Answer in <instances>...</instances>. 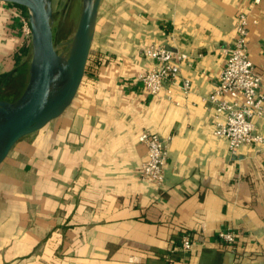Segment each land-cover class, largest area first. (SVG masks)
<instances>
[{
	"label": "crops",
	"instance_id": "obj_1",
	"mask_svg": "<svg viewBox=\"0 0 264 264\" xmlns=\"http://www.w3.org/2000/svg\"><path fill=\"white\" fill-rule=\"evenodd\" d=\"M102 0L86 73L73 103L0 164V264H264V142L214 133V91L238 17L251 11L249 54L263 81L264 0ZM20 5L0 0V80L29 41ZM181 50L179 85L135 84L155 66L143 48ZM29 56L25 55L22 62ZM2 95L11 88L2 81ZM179 102V103H178ZM172 136L161 184L140 172L142 131ZM255 132L264 137V119ZM235 229V244L218 233Z\"/></svg>",
	"mask_w": 264,
	"mask_h": 264
},
{
	"label": "built area",
	"instance_id": "obj_2",
	"mask_svg": "<svg viewBox=\"0 0 264 264\" xmlns=\"http://www.w3.org/2000/svg\"><path fill=\"white\" fill-rule=\"evenodd\" d=\"M261 0H253L251 8L260 4ZM23 30L31 39V26L27 15L21 16ZM251 11H243L238 17L236 37L233 45L225 48L226 62L221 70L216 87L205 99L213 104L216 122L214 133L228 139L229 151L236 155L241 145L251 142H264V137L255 132L256 120L264 119V91L261 90L263 81L249 54L250 26L256 23ZM144 56L155 61V66L140 72L134 79L135 84H141L152 95L167 91V97L172 99L169 85H179L185 95L192 90L189 78L181 76V63L188 54L181 50L169 49L164 46L151 44L143 48ZM179 103V102H178ZM172 136L163 137L151 131H142L140 142L145 146V158L140 172L157 184L165 177V167L169 158V143ZM219 238L228 244H235L239 232L235 229H223L218 233ZM193 240L184 236L176 250L167 256L169 264L176 259L175 251L187 252L193 247Z\"/></svg>",
	"mask_w": 264,
	"mask_h": 264
},
{
	"label": "water",
	"instance_id": "obj_3",
	"mask_svg": "<svg viewBox=\"0 0 264 264\" xmlns=\"http://www.w3.org/2000/svg\"><path fill=\"white\" fill-rule=\"evenodd\" d=\"M24 6L31 26L32 58L22 94L0 98V164L23 137L65 113L86 73L102 0H82L73 36L56 42L53 0H1Z\"/></svg>",
	"mask_w": 264,
	"mask_h": 264
},
{
	"label": "rangeland",
	"instance_id": "obj_4",
	"mask_svg": "<svg viewBox=\"0 0 264 264\" xmlns=\"http://www.w3.org/2000/svg\"><path fill=\"white\" fill-rule=\"evenodd\" d=\"M54 9V35L56 42L68 40L75 33L82 9V0H53ZM32 54L28 58L30 67ZM29 75L24 83L16 88L11 89L10 98L12 100L18 98L24 91Z\"/></svg>",
	"mask_w": 264,
	"mask_h": 264
},
{
	"label": "trees",
	"instance_id": "obj_5",
	"mask_svg": "<svg viewBox=\"0 0 264 264\" xmlns=\"http://www.w3.org/2000/svg\"><path fill=\"white\" fill-rule=\"evenodd\" d=\"M23 9H25L26 14L28 16L27 8L24 6H21ZM32 54V44L31 39L29 38V41L20 49V51L16 55V62L17 66L14 69L13 72L8 74L5 78L0 80V83L2 81L5 83V85H9L11 89L16 88L20 84L24 83V81L27 79L29 75V64L28 60L25 62H22V58L26 55L31 56ZM1 90V85H0ZM0 98H8V95H2L0 93Z\"/></svg>",
	"mask_w": 264,
	"mask_h": 264
},
{
	"label": "flooded vegetation",
	"instance_id": "obj_6",
	"mask_svg": "<svg viewBox=\"0 0 264 264\" xmlns=\"http://www.w3.org/2000/svg\"><path fill=\"white\" fill-rule=\"evenodd\" d=\"M5 99H10V100H12L10 97H8V98H5Z\"/></svg>",
	"mask_w": 264,
	"mask_h": 264
}]
</instances>
